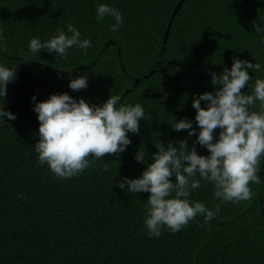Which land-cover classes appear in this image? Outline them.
Masks as SVG:
<instances>
[{
	"label": "trees",
	"instance_id": "16d2710c",
	"mask_svg": "<svg viewBox=\"0 0 264 264\" xmlns=\"http://www.w3.org/2000/svg\"><path fill=\"white\" fill-rule=\"evenodd\" d=\"M179 2L0 0V66L16 68L17 74L0 96V108L17 117L0 124V264H264V157L261 183L250 185L251 202L221 203L213 198L214 186L201 180L188 199L210 210L221 203L216 218L205 223L198 215L175 234L162 229L161 237H150L144 226L149 193L132 195L117 184L142 176L158 151L156 142L178 148L176 142L186 139L198 155L210 154L196 144L200 129L192 103L218 90L211 73L230 70L238 58L262 66L259 72L247 70L253 79L244 94H251L256 78L264 79V32L253 28L264 27V0H184L163 45ZM100 4L123 13L119 31L110 30L111 16L96 20ZM68 23L82 40H91L87 55L75 46L67 60L45 50L29 53L31 39L47 42L61 30L67 33ZM83 75L88 87L72 91L71 79ZM64 93L90 106L119 95V103H139L145 119L139 135L128 133L125 152L61 180L47 165H37L39 122L32 97L38 103ZM250 110L259 112V102ZM183 119L195 129L191 138L172 128ZM220 131H214V142ZM139 148L144 164L134 159Z\"/></svg>",
	"mask_w": 264,
	"mask_h": 264
},
{
	"label": "clouds",
	"instance_id": "9594fccd",
	"mask_svg": "<svg viewBox=\"0 0 264 264\" xmlns=\"http://www.w3.org/2000/svg\"><path fill=\"white\" fill-rule=\"evenodd\" d=\"M96 11L98 22L105 16L115 20L111 31H119L123 26L120 10L100 4ZM66 28L71 35L61 30L47 42L31 39L29 53L45 50L54 52L57 59L67 60L69 50L75 46L87 55V49L93 46L91 40H82L81 33L71 23ZM253 28L256 34L264 32V27L258 23H254ZM4 50L7 51L6 45ZM261 68L260 63L253 65L247 60L233 58L230 70L225 68L219 75L210 74L211 84L218 86V90L193 97L195 122L200 129L196 144L206 148L210 153L208 156L198 155L195 145L189 148L186 139L176 142L178 148L173 143L156 142L158 151L151 156L153 162L142 176L137 179L124 177L122 182H117L121 190L127 186L129 194L149 193L144 226L150 237H161L164 228L175 234L198 215L208 223L216 218L221 203L252 201L250 185L261 183L258 173L264 157V79H255L251 94H244L242 89L253 79L247 70L259 72ZM16 75V68L0 66V96L3 98L7 94V85L15 80ZM87 87L88 77L84 75L71 79L69 83L72 91ZM120 101L119 95H110L101 105L90 106L84 99L76 100L64 93L51 95L46 101L37 103L33 96V111L39 122V140L34 145L37 165H47L56 178L71 179L103 157H118L125 152L131 144L128 133L139 135V121L145 119V112L139 103L132 106ZM201 101L206 103V108L201 107ZM257 102L260 111H251ZM5 117L8 121L17 118L2 107L0 124H6ZM172 128L176 132L187 131L189 138L196 134L192 122L187 119L175 121ZM218 128L221 131L214 142L213 133ZM134 159L144 164L145 152L139 148ZM104 170H108L107 163ZM173 176L175 183L170 179ZM201 180L214 186L213 198L221 201L214 210L188 199L192 191L201 187Z\"/></svg>",
	"mask_w": 264,
	"mask_h": 264
},
{
	"label": "water",
	"instance_id": "95a60500",
	"mask_svg": "<svg viewBox=\"0 0 264 264\" xmlns=\"http://www.w3.org/2000/svg\"><path fill=\"white\" fill-rule=\"evenodd\" d=\"M183 1H184V0H180V2H179V3L177 4V6L175 7V9H174V11H173V13H172V15H171V20L173 19L175 13L177 12L178 8L180 7V5L182 4ZM169 28H170V23L168 24V29H169ZM167 35H168V31L165 32V40H166V38H167ZM165 40H164V43H165Z\"/></svg>",
	"mask_w": 264,
	"mask_h": 264
},
{
	"label": "rangeland",
	"instance_id": "374dc122",
	"mask_svg": "<svg viewBox=\"0 0 264 264\" xmlns=\"http://www.w3.org/2000/svg\"><path fill=\"white\" fill-rule=\"evenodd\" d=\"M177 6V5H176ZM175 9V8H174ZM179 9V8H178ZM174 11V10H173ZM178 11V10H177ZM173 13V12H172ZM176 14V13H175ZM172 15V14H171ZM175 16V15H174ZM174 18V17H173ZM173 20V19H172ZM171 16H170V20H169V23H170V28H171ZM168 23V24H169ZM168 24H167V27H166V29H165V31H164V37H163V41H162V43H163V45H165L166 44V41H167V38H168V35H169V31H170V28L168 29ZM166 31H168V35H167V38H166V40H165V32ZM164 40H165V43H164ZM151 73H153V72H151ZM139 80H137L136 82H138Z\"/></svg>",
	"mask_w": 264,
	"mask_h": 264
}]
</instances>
